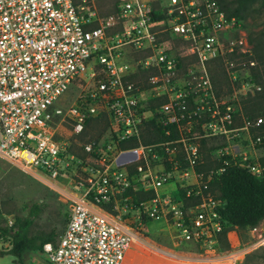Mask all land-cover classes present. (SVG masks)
<instances>
[{"label": "built area", "instance_id": "obj_1", "mask_svg": "<svg viewBox=\"0 0 264 264\" xmlns=\"http://www.w3.org/2000/svg\"><path fill=\"white\" fill-rule=\"evenodd\" d=\"M96 1L0 0V160L48 182L66 180L56 187L64 229L42 248L49 264H141L150 259L145 251L179 264L182 257L150 247L143 233L162 221L179 243L217 241L221 202L209 186L223 168L197 170L201 142L223 137L219 161L229 156L264 175L236 144L264 141L251 135L264 117L235 126L237 95L261 90L252 78L258 62L240 22L214 0H167L161 19L148 0H113L105 16ZM169 38L183 43L182 56ZM215 63L229 82L227 101L207 71ZM76 86L74 102L61 106ZM101 114L108 126L88 140V122ZM151 121L163 138L145 144ZM129 142L136 145L120 147ZM130 190L153 196L136 202Z\"/></svg>", "mask_w": 264, "mask_h": 264}, {"label": "rangeland", "instance_id": "obj_2", "mask_svg": "<svg viewBox=\"0 0 264 264\" xmlns=\"http://www.w3.org/2000/svg\"><path fill=\"white\" fill-rule=\"evenodd\" d=\"M148 1L152 9L164 8L167 4V0ZM96 5L101 16L113 12V0H97ZM252 8L251 17L244 23H240L241 31L248 41L251 37L255 42H258L260 50L264 53V1L256 2ZM169 39L174 45L173 55L175 57L182 56L184 54L183 43L175 38ZM249 44L251 47L253 46L250 41ZM260 68L262 67L258 65V70ZM207 71L212 85L215 80L220 84V98L229 100L230 92L226 86L228 79L224 75L221 65L219 63L209 65ZM143 80L144 76L142 75L135 78L134 81ZM80 92L79 86L73 87L64 96L60 105L69 106ZM247 96L243 92L237 95L239 106H241L242 100L247 99ZM220 142H222L220 139H216L213 141V145ZM240 143H243L244 147L238 148L237 152L244 151L255 162L264 158V144L253 145L243 137L236 144ZM209 146L202 149L201 154L208 155L211 161L217 160V151L208 152ZM65 181V179H59L48 182L23 172L7 161L0 160V215L4 219L12 221L16 215L24 216L27 209L35 204L40 206L41 213L34 222L33 231H53L59 237L64 229L66 205L61 195L56 191V187L61 188ZM143 236L150 247L173 252L182 257L185 262L179 264H188L187 260L201 261L202 264H264V221L255 229L228 231L226 234L227 247L217 241L211 247L194 243H179L172 231L168 230L167 225L162 221L148 222L144 228ZM1 248H7V244L0 240ZM145 253L150 259L145 256L146 259L142 260L141 264H177L173 260H163L146 251ZM23 261L26 264H49L41 252H29L25 254ZM0 264H15V258L5 255L0 258Z\"/></svg>", "mask_w": 264, "mask_h": 264}, {"label": "trees", "instance_id": "obj_3", "mask_svg": "<svg viewBox=\"0 0 264 264\" xmlns=\"http://www.w3.org/2000/svg\"><path fill=\"white\" fill-rule=\"evenodd\" d=\"M225 13L227 18H235L238 22L244 23L251 17L252 7L258 1L264 0H214ZM163 8H154L153 16L155 19L162 18ZM253 45V57L260 65L252 71V78L254 82L260 86L261 90L254 95H248L245 100L241 101L240 113L235 116V126L242 125V118L254 120L256 118L264 117V53L260 50L259 43L255 42L253 38H249ZM215 95L220 97V84L217 80L213 81ZM226 86L230 92L229 82ZM108 126V118L101 114L98 117L91 119L88 122L89 137L91 139H99ZM87 134V132H86ZM252 138L261 136L264 138V125L260 128L251 130ZM163 133L159 127L151 121L142 135V141L145 144L161 141ZM218 138L205 139L201 142V150L207 145H210L208 152L218 151V149L227 146L226 140L221 137L217 145H213L214 140ZM85 139V141H88ZM262 141L259 145H263ZM134 142L123 143L120 145L122 149L135 146ZM203 156V155H202ZM203 164L197 167L199 172L208 173L211 169L217 170L223 168V171L213 176L209 190L221 202L218 209V215L222 230L217 236V242L223 243L227 247L226 234L230 230H247L257 227L264 221V175L257 176L253 174L248 168L234 164L229 156H225L220 161H211L208 155L202 157ZM225 160L227 165L222 161ZM251 164H258L264 167V158L255 162L250 161ZM128 194L134 196L136 202L149 199L153 196V192L137 191L133 194L130 190ZM178 196L184 197V191L179 190ZM41 213L40 206L31 205L24 216L16 215L12 219L11 225L8 220L2 218L0 215V240L7 244V248L0 249V258L5 255H10L15 258V264H26L23 261L25 254L29 252H41L43 245L46 243H55L58 237L53 231H33L32 227L35 220ZM65 225V214H64Z\"/></svg>", "mask_w": 264, "mask_h": 264}]
</instances>
